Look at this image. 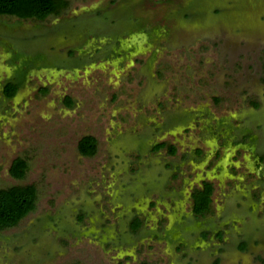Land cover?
<instances>
[{"label": "rangeland", "instance_id": "obj_1", "mask_svg": "<svg viewBox=\"0 0 264 264\" xmlns=\"http://www.w3.org/2000/svg\"><path fill=\"white\" fill-rule=\"evenodd\" d=\"M66 1L0 14V188H37L0 264H262L264 0Z\"/></svg>", "mask_w": 264, "mask_h": 264}, {"label": "trees", "instance_id": "obj_2", "mask_svg": "<svg viewBox=\"0 0 264 264\" xmlns=\"http://www.w3.org/2000/svg\"><path fill=\"white\" fill-rule=\"evenodd\" d=\"M67 5L66 0H0V14L16 15L20 18L43 19L51 13H58ZM19 86L18 81L9 80L4 85V93L7 96L14 94ZM67 103L72 101L67 97ZM161 141L156 147L163 146ZM79 151L84 155H92L97 150V138L93 134L83 135L77 143ZM170 151H175V146L170 145ZM27 168V160L23 157H15L9 172L14 177H23ZM213 184L211 181H203V186L193 192V211L196 214H204L210 206ZM37 188L34 183L14 184L0 188V228L12 226L33 210L36 206ZM140 221L133 220V228L138 227ZM264 264V260L262 262Z\"/></svg>", "mask_w": 264, "mask_h": 264}, {"label": "crops", "instance_id": "obj_3", "mask_svg": "<svg viewBox=\"0 0 264 264\" xmlns=\"http://www.w3.org/2000/svg\"><path fill=\"white\" fill-rule=\"evenodd\" d=\"M260 163V162H259Z\"/></svg>", "mask_w": 264, "mask_h": 264}]
</instances>
